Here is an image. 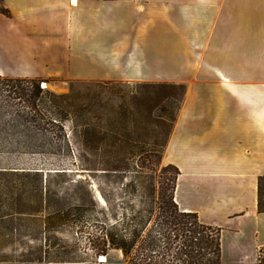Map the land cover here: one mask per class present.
I'll return each instance as SVG.
<instances>
[{"label": "crops", "instance_id": "crops-1", "mask_svg": "<svg viewBox=\"0 0 264 264\" xmlns=\"http://www.w3.org/2000/svg\"><path fill=\"white\" fill-rule=\"evenodd\" d=\"M0 7L1 77L185 86L162 152L178 171L173 201L219 230L220 264H258L264 0H0ZM104 257L103 264H127L120 252Z\"/></svg>", "mask_w": 264, "mask_h": 264}, {"label": "rangeland", "instance_id": "rangeland-1", "mask_svg": "<svg viewBox=\"0 0 264 264\" xmlns=\"http://www.w3.org/2000/svg\"><path fill=\"white\" fill-rule=\"evenodd\" d=\"M32 81L37 82L42 91L35 99L28 97ZM19 86L25 88V95L20 92ZM164 93L168 96L167 100L162 98ZM179 93L177 88L163 86L160 90L142 83L0 76V170H37L43 173L64 171L74 180L88 181L92 200L96 204V208L83 218L60 225L44 221L43 214L40 219L21 216L27 219L23 222L18 221L20 215L14 216L16 220L10 227L0 226V238L3 239L0 240V261L25 262L38 257L45 261H94L101 255L119 252L122 255L121 250L108 244L107 234L129 238L131 218L144 210L146 212L142 218L149 220L147 228L155 225L159 220L157 207L161 195L170 194L174 177L173 169L162 160L163 149L160 151L158 144L165 139L181 108ZM70 105L75 108H92L101 117H92L91 122L98 126L108 121L106 117L111 108H156L154 116L167 119V126L156 123L144 130L141 124L136 123L132 139L147 145L155 143L157 147L155 150L147 147L145 153L128 162L129 174L149 175L153 185L143 183L125 189L122 184L106 177L103 169L112 166L123 168L119 165L117 153L112 154L106 145L101 144L94 154L84 153L82 156L77 146V133L73 131L74 122L69 118L58 122L54 116L59 114L58 108ZM159 108H165L167 114H161ZM105 142L108 144L110 139ZM85 167L93 169L94 175L83 174L81 169ZM55 181L50 183V188L55 191L56 197L65 199L67 204H77L73 200L76 196L72 195V186ZM141 238L129 255H122L127 264L156 262L143 261L141 254L146 252H141ZM163 263L168 262L164 260Z\"/></svg>", "mask_w": 264, "mask_h": 264}, {"label": "trees", "instance_id": "trees-1", "mask_svg": "<svg viewBox=\"0 0 264 264\" xmlns=\"http://www.w3.org/2000/svg\"><path fill=\"white\" fill-rule=\"evenodd\" d=\"M0 12L6 14V11L1 7ZM144 85L160 90L163 86H168L170 89L177 88L182 102L185 92L183 85ZM19 90L25 95V88L19 86ZM40 94H42V91L38 88V83L32 81L29 89V99H35ZM167 97L166 93L162 94V98L165 100H167ZM155 109L111 108L106 117L108 121L104 122L103 125H99L101 127L91 122L93 116L99 117L92 108H75L70 105L58 108L59 114L56 113L54 116L58 118V122L68 118L74 122L73 131L77 133L79 141L77 146L80 148L82 156H84V153L94 154L97 148L101 147V144L106 145L108 151L111 149L112 154L117 153L118 156L116 157H119L117 160L123 168L112 166V168L103 169V171L105 170L106 177L112 178L113 181L122 184L126 189L143 183L149 186L153 185L152 177L149 175L129 174L128 162L131 158L139 157L145 153L147 147L153 150L157 147L155 143L147 145L132 139L133 126L136 123L141 124L144 130L152 124L156 125V123L167 126L169 122L167 119L164 120L161 116H154L153 111ZM159 112L167 114L165 108H159ZM171 127L165 139L161 144H158L160 151L164 148ZM92 138L96 139L92 140ZM107 139H110L108 144L105 142ZM168 166L173 169L174 177L170 194L167 196L161 195L157 207L158 222L148 229L149 220L142 218V214L146 210L139 212L130 220L132 223L131 236L129 238H118L112 234H107L108 244L114 249L121 250L122 255L125 257L130 254L137 240L142 237L141 252H146V254H141L143 261L156 260L154 263L144 264H220L219 230L201 224L195 214L182 213L177 209L173 201V190L178 171L173 166ZM81 171L87 176L94 175L91 168L85 167ZM53 180H56L55 182L58 184L71 185L72 195L76 196L73 200L77 204H67L65 199L57 198L55 191L50 188V183ZM88 186L86 179L74 180L71 175L60 170L49 173L37 170H0V226L10 227L13 221L16 220L14 219L16 215H20V218H18L20 222L32 217L40 219L41 214L44 215V221L51 224L60 225L64 222L79 220L86 216L90 210L96 208ZM257 211L264 212V176L257 178ZM21 216L27 219H23ZM0 240L3 239L0 238ZM147 252L152 254H147ZM263 256L264 254L259 257L258 264H264ZM157 259H160L159 261L162 263L158 262ZM32 260L40 259L38 257L29 261ZM164 260L168 263H163Z\"/></svg>", "mask_w": 264, "mask_h": 264}, {"label": "built area", "instance_id": "built-area-1", "mask_svg": "<svg viewBox=\"0 0 264 264\" xmlns=\"http://www.w3.org/2000/svg\"><path fill=\"white\" fill-rule=\"evenodd\" d=\"M101 256L104 257L103 255H101ZM101 256H98V257H97V262L103 264V263H105V259H104L103 262H100V261H101ZM104 258H105V257H104Z\"/></svg>", "mask_w": 264, "mask_h": 264}, {"label": "bare ground", "instance_id": "bare-ground-1", "mask_svg": "<svg viewBox=\"0 0 264 264\" xmlns=\"http://www.w3.org/2000/svg\"><path fill=\"white\" fill-rule=\"evenodd\" d=\"M42 86H43L44 88H45V87L47 88V86H46V85H44V84H43ZM104 259H105V258L101 256V261H100V262H103V261H104Z\"/></svg>", "mask_w": 264, "mask_h": 264}]
</instances>
